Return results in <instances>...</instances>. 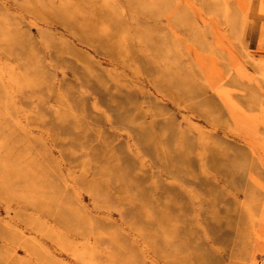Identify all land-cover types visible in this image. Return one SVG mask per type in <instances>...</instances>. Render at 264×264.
Returning <instances> with one entry per match:
<instances>
[{
    "label": "rangeland",
    "instance_id": "rangeland-1",
    "mask_svg": "<svg viewBox=\"0 0 264 264\" xmlns=\"http://www.w3.org/2000/svg\"><path fill=\"white\" fill-rule=\"evenodd\" d=\"M43 15L0 9V264H264V0Z\"/></svg>",
    "mask_w": 264,
    "mask_h": 264
},
{
    "label": "bare ground",
    "instance_id": "bare-ground-1",
    "mask_svg": "<svg viewBox=\"0 0 264 264\" xmlns=\"http://www.w3.org/2000/svg\"><path fill=\"white\" fill-rule=\"evenodd\" d=\"M52 1L53 0H45L43 4L37 3L38 7L36 9L34 7L29 6L26 3L27 0H0V9L4 10L6 13L12 12L15 16L22 20H32L33 24L31 25L41 24L44 26V28H48L52 25V20L48 18L49 16L43 14L48 12L49 5L52 3ZM23 41L24 40L21 37L15 36L14 31L9 29V26H6V30H4L2 20L0 19V45L2 48V54L4 55L5 60L7 62L15 64V62L11 58H13L14 53L21 52L22 48L25 45ZM150 140H152V138ZM124 176L125 174L122 175V177ZM112 177V175L109 176L110 180L112 179ZM171 219L172 218L167 216L162 217L157 221V223L161 225V228L166 231L164 235L165 239L163 240V245L165 247L172 246L174 245V242H177L171 236L173 228H171V226H168V222L171 221ZM165 224H167L168 228ZM178 242L180 243L178 244L180 245L179 247H187V244H184L180 241ZM175 246L176 245H174V247Z\"/></svg>",
    "mask_w": 264,
    "mask_h": 264
}]
</instances>
